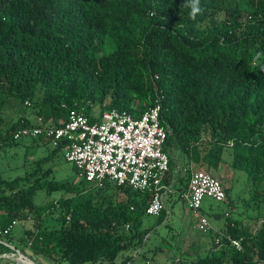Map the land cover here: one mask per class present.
I'll list each match as a JSON object with an SVG mask.
<instances>
[{"label": "trees", "instance_id": "16d2710c", "mask_svg": "<svg viewBox=\"0 0 264 264\" xmlns=\"http://www.w3.org/2000/svg\"><path fill=\"white\" fill-rule=\"evenodd\" d=\"M250 2L253 10L246 12L237 0H199L193 17L190 0H0V95L10 105L32 104L35 112L15 121L1 143L21 140L12 133L38 118L61 125L73 109L93 121L94 105L100 113L118 109L138 117L152 106L157 87L169 150L174 144L203 166L213 145L230 144L234 167L264 180V0ZM111 43L114 49L105 52ZM39 139L49 152L38 168L10 179L0 172V230L34 219L23 238L30 251L72 264L112 261L124 243L141 244L150 230L141 225L151 196L111 181L33 182L42 163L63 152ZM173 167L171 160V178ZM178 174L176 187L185 189L189 179L179 188ZM222 185L227 199L231 188ZM112 186L128 195L120 211L94 195ZM41 189L75 194L60 199L58 227L43 226L47 207L34 201ZM166 215L163 210L155 225ZM11 234L1 237L0 253L12 251ZM177 264H264V221L252 229L228 218L219 248Z\"/></svg>", "mask_w": 264, "mask_h": 264}, {"label": "rangeland", "instance_id": "374dc122", "mask_svg": "<svg viewBox=\"0 0 264 264\" xmlns=\"http://www.w3.org/2000/svg\"><path fill=\"white\" fill-rule=\"evenodd\" d=\"M237 1L244 11L253 10L250 0ZM114 46L112 43L109 44L105 52L113 50ZM42 91L40 88L37 93L38 100L42 98ZM3 98L0 95V172L3 177L10 179L19 175L24 176L27 172L38 168L36 161L47 155L49 147H46L40 139L30 138L1 143L2 139L9 134L15 121L24 115L34 116L35 114L32 104L28 107L19 104L10 105L5 103ZM93 113L96 115L100 113L98 105L93 106ZM207 136L208 131L205 132V137ZM170 157L174 170L180 166L179 171L181 172L179 174L175 172L176 175L178 174L179 185H185L191 175V170H205V166L210 164L212 169L207 172L231 188L230 197L225 201H216L206 197L202 208L196 212L180 196L174 200L173 195H169L166 206L170 215L159 225H155L158 216H144L141 229L150 228V230L141 235V244L135 243L136 240L128 245L124 243L118 255L112 260L113 264H122L126 261L127 264H177L183 260H193L207 253L212 247L219 248L222 245L228 218L233 219L237 227L252 229L257 228L264 221V180L252 179L246 170L234 167L233 148L230 144L213 145V150L205 156L203 166L189 161L174 144H170ZM52 179L71 185L82 184V178L78 175L74 165L65 159L64 152H61L54 160L43 162L32 181ZM94 195L99 202L109 199L118 211L122 210V205L128 201V195L115 186L106 191L94 192ZM71 196L75 194L54 189L50 191L41 189L36 193L34 201L38 205L47 207L43 215L44 227H58L61 224L63 207L60 199H67ZM200 213L207 216L211 223L207 231H202L197 226ZM29 228H35L34 219L17 222L8 238V244L17 246V249L23 250L25 255L31 256L30 258L38 264H72L65 260L51 261L41 255H34L26 245V241L23 240L26 236L25 230ZM12 250L15 252L14 249ZM112 261L95 259L81 264H111ZM15 263L0 261V264Z\"/></svg>", "mask_w": 264, "mask_h": 264}, {"label": "built area", "instance_id": "2783aa9c", "mask_svg": "<svg viewBox=\"0 0 264 264\" xmlns=\"http://www.w3.org/2000/svg\"><path fill=\"white\" fill-rule=\"evenodd\" d=\"M163 99L164 95L155 87L152 106L138 117L127 110L113 109L99 113L92 121L82 110L73 109L61 125L38 118L37 123L15 130L12 138H45L52 147L63 146L65 159L77 168L82 179L95 186L111 181L149 194L147 215L159 216L165 210L168 217L166 201L177 189L175 172H179L180 166L174 171L173 178L169 177L171 157L166 141L170 128L161 118ZM179 196L196 212L200 211L206 197L226 200L221 181L202 169L191 170L187 187ZM16 223L13 221L0 230V240ZM197 226L207 231L211 223L200 213ZM232 243L242 248L240 239H232ZM6 244L15 252L0 253V261L27 264L20 249Z\"/></svg>", "mask_w": 264, "mask_h": 264}, {"label": "clouds", "instance_id": "9594fccd", "mask_svg": "<svg viewBox=\"0 0 264 264\" xmlns=\"http://www.w3.org/2000/svg\"><path fill=\"white\" fill-rule=\"evenodd\" d=\"M186 6H189L191 8L190 15H192L193 17H195V15L200 12L199 0H190V3Z\"/></svg>", "mask_w": 264, "mask_h": 264}, {"label": "crops", "instance_id": "0c3cea01", "mask_svg": "<svg viewBox=\"0 0 264 264\" xmlns=\"http://www.w3.org/2000/svg\"><path fill=\"white\" fill-rule=\"evenodd\" d=\"M38 120V119H37ZM32 121L33 122H36V120L35 119H32ZM35 144H37V143H35ZM178 184V183H177ZM180 184V183H179ZM179 186V188L182 186L183 187V185H178ZM177 189H175V191H174V193H172V195H173V197H174V200H177L178 199V196L180 195V191H181V189H178V187H176Z\"/></svg>", "mask_w": 264, "mask_h": 264}, {"label": "water", "instance_id": "95a60500", "mask_svg": "<svg viewBox=\"0 0 264 264\" xmlns=\"http://www.w3.org/2000/svg\"><path fill=\"white\" fill-rule=\"evenodd\" d=\"M13 246V245H12ZM22 256L24 257V259H26L27 261L31 262L32 264H38L36 261H34L33 259H31L29 256L25 255L22 253Z\"/></svg>", "mask_w": 264, "mask_h": 264}, {"label": "bare ground", "instance_id": "6f19581e", "mask_svg": "<svg viewBox=\"0 0 264 264\" xmlns=\"http://www.w3.org/2000/svg\"><path fill=\"white\" fill-rule=\"evenodd\" d=\"M27 264H32L31 262H29V261H25Z\"/></svg>", "mask_w": 264, "mask_h": 264}]
</instances>
